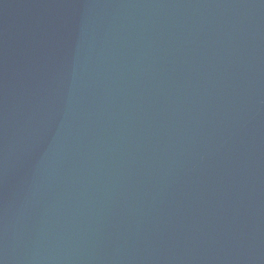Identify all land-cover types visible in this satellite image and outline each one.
<instances>
[{
  "label": "water",
  "instance_id": "95a60500",
  "mask_svg": "<svg viewBox=\"0 0 264 264\" xmlns=\"http://www.w3.org/2000/svg\"><path fill=\"white\" fill-rule=\"evenodd\" d=\"M0 264H264V0H0Z\"/></svg>",
  "mask_w": 264,
  "mask_h": 264
}]
</instances>
